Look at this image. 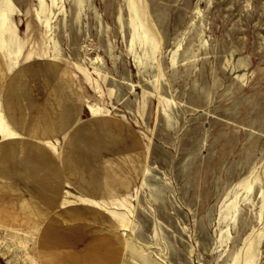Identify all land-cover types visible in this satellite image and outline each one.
Segmentation results:
<instances>
[{"label":"rangeland","instance_id":"rangeland-1","mask_svg":"<svg viewBox=\"0 0 264 264\" xmlns=\"http://www.w3.org/2000/svg\"><path fill=\"white\" fill-rule=\"evenodd\" d=\"M0 264H264V0H0Z\"/></svg>","mask_w":264,"mask_h":264}]
</instances>
